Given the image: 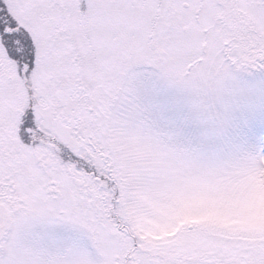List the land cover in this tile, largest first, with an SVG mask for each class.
<instances>
[{"label":"snow or ice","instance_id":"snow-or-ice-1","mask_svg":"<svg viewBox=\"0 0 264 264\" xmlns=\"http://www.w3.org/2000/svg\"><path fill=\"white\" fill-rule=\"evenodd\" d=\"M0 264H264V0H0Z\"/></svg>","mask_w":264,"mask_h":264}]
</instances>
